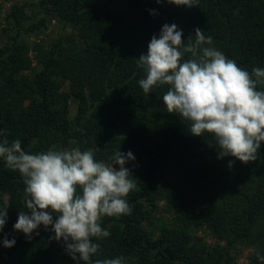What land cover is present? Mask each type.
<instances>
[{"label":"trees","instance_id":"obj_1","mask_svg":"<svg viewBox=\"0 0 264 264\" xmlns=\"http://www.w3.org/2000/svg\"><path fill=\"white\" fill-rule=\"evenodd\" d=\"M48 13L75 35L52 45L43 68L33 78L20 74L29 67L27 45L13 38L0 46V139H19L29 153L68 148L91 149L112 158L131 151L135 161L125 167L136 187L126 197L131 214L103 217L101 227L110 236L94 242L100 250L93 259L126 258V264H236L232 249L245 240L253 247L252 264H264V143L255 161L220 158L210 135L194 136L187 121L167 112L163 95L167 85L144 93L138 81L145 72L137 60L146 54L151 37L165 24L175 23L182 39L194 40L195 29L213 38V46L250 74L264 69V0H198L191 8L167 0H139L137 18L117 13L113 0H41ZM7 20L26 32L29 16L14 5ZM29 28V29H28ZM71 93L62 91L64 83ZM264 91V85H258ZM78 101L75 121L69 101ZM124 127L126 134L121 131ZM231 162V166H230ZM224 172L218 178L214 169ZM25 185L20 173L0 158V197L11 195L7 221L0 232V264H77L63 241L43 226L28 240L14 231L24 210ZM160 198L177 209V225L153 237L145 222ZM55 219V217H54ZM209 226L225 246L209 248L192 235L194 227ZM15 238L11 248L2 240ZM82 264V262H81Z\"/></svg>","mask_w":264,"mask_h":264},{"label":"clouds","instance_id":"obj_2","mask_svg":"<svg viewBox=\"0 0 264 264\" xmlns=\"http://www.w3.org/2000/svg\"><path fill=\"white\" fill-rule=\"evenodd\" d=\"M167 2L191 8L198 0ZM194 36L184 40L175 23L163 25L159 35L151 37L147 53L137 60L146 74L139 86L146 94L154 87L169 86L162 98L167 112L187 121L192 135H210L220 158L231 156L245 164L255 161L264 143V91L257 89L264 85V69L253 67L250 74L214 47L213 38L202 29L196 28ZM0 158L20 173L25 185L24 210L18 213L14 231L31 240L43 226L54 233L50 240L63 241L77 264H126L123 256L93 259L100 250L93 238L110 236L101 227L103 217L132 212L126 197L136 183L125 167L136 159L131 151H116L113 163L107 164L97 161L91 149L29 153L19 139L9 142L5 137L0 139ZM8 206L0 207V232ZM15 243L7 235L2 240L5 248ZM257 256L264 260L259 252Z\"/></svg>","mask_w":264,"mask_h":264},{"label":"rangeland","instance_id":"obj_3","mask_svg":"<svg viewBox=\"0 0 264 264\" xmlns=\"http://www.w3.org/2000/svg\"><path fill=\"white\" fill-rule=\"evenodd\" d=\"M41 0H0V46H4L9 43L13 38H21L27 45L26 62L29 67L21 69L20 74L33 78L34 75L43 68V63L48 59L50 55V49L52 45L59 38L67 35H75L77 40V30L74 26H68L64 28V25L57 18L55 14L48 13L46 9L41 6ZM139 0H113L112 8L115 12L137 18L139 14ZM18 5L22 7L29 16V20L26 22V27L29 31L17 28L12 22L7 20V15L10 13L12 7ZM62 91L65 93L72 92L71 83L66 82L63 85ZM69 117L72 122L75 121V117L78 111V101L76 98L71 97L69 101ZM121 131L126 134L124 127L120 128ZM79 147L72 141L70 147ZM65 150L60 146H55V151ZM97 158L100 157L97 152H93ZM107 164H112V158L101 159ZM118 169V165L116 166ZM220 166L214 169V172L218 178L224 172H221ZM11 200V195L4 194L0 197L2 204L8 205ZM177 209L173 208L167 199L160 198L154 210H152V216L145 222V225L149 233L153 237H158L160 232L165 227H172L177 225ZM192 235L199 239L200 243H205L209 248L216 246H225L226 243L219 241L207 225H201L194 227ZM253 247L249 245L245 240H240L234 244L232 253L234 255L236 264H252L251 254Z\"/></svg>","mask_w":264,"mask_h":264}]
</instances>
